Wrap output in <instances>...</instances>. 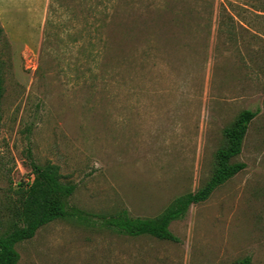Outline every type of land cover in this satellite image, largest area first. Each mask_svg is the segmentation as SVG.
<instances>
[{"label": "rangeland", "instance_id": "obj_1", "mask_svg": "<svg viewBox=\"0 0 264 264\" xmlns=\"http://www.w3.org/2000/svg\"><path fill=\"white\" fill-rule=\"evenodd\" d=\"M50 1L0 0V234L21 225L31 161L88 218L41 226L17 264H264V0H60L47 26ZM244 109L245 168L170 223L177 241L103 223L202 187Z\"/></svg>", "mask_w": 264, "mask_h": 264}, {"label": "trees", "instance_id": "obj_2", "mask_svg": "<svg viewBox=\"0 0 264 264\" xmlns=\"http://www.w3.org/2000/svg\"><path fill=\"white\" fill-rule=\"evenodd\" d=\"M59 2L60 0L50 1L46 19L47 26L55 23L54 17L59 16ZM221 13L234 23V15L227 7L223 6ZM256 14L263 15V13ZM222 24H226V21L220 17L219 33L222 32ZM231 30L228 35L230 39L233 38ZM257 113L258 110L244 109L233 125L223 129L226 143L217 149L213 174L202 187L196 191L176 196L162 212L154 217H131L126 210H121L103 218V223L132 237L150 235L162 240L177 241V237L169 229L170 223L182 218L191 204L205 201L215 188L245 168L244 162L232 161V158L241 152L248 125ZM31 169L33 177L27 185L25 193L23 192L24 201L19 217L21 225L15 224L9 231L0 234V264H17L19 253L15 245L32 238L41 226L58 218L75 217L80 220L88 218L85 213L68 205V198L74 192L75 185L60 181L56 165L39 166L31 161ZM234 264H251V258L249 256L242 257Z\"/></svg>", "mask_w": 264, "mask_h": 264}]
</instances>
